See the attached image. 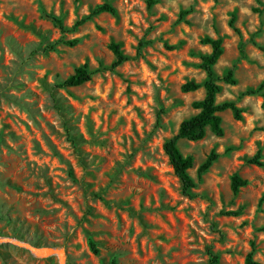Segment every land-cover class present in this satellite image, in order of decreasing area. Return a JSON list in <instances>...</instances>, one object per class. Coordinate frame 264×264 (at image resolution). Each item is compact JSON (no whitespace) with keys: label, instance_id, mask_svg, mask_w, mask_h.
Returning a JSON list of instances; mask_svg holds the SVG:
<instances>
[{"label":"rangeland","instance_id":"obj_1","mask_svg":"<svg viewBox=\"0 0 264 264\" xmlns=\"http://www.w3.org/2000/svg\"><path fill=\"white\" fill-rule=\"evenodd\" d=\"M104 3L117 15L74 33L49 18L71 28ZM207 37L223 41L217 76L233 70L237 80L220 82L217 102L235 103L243 118L226 110L222 136L208 129L202 140L179 141L195 161L187 197L164 144L206 96L182 86L206 81ZM112 43L131 60L114 67ZM84 65L90 82L60 87ZM250 89L258 95H244ZM235 175L248 181L237 195ZM3 238L63 250L65 264H210L213 255L245 264L250 253L264 264V0H0ZM0 264L60 258L3 243Z\"/></svg>","mask_w":264,"mask_h":264},{"label":"trees","instance_id":"obj_2","mask_svg":"<svg viewBox=\"0 0 264 264\" xmlns=\"http://www.w3.org/2000/svg\"><path fill=\"white\" fill-rule=\"evenodd\" d=\"M153 1V0H152ZM108 13L113 16H116L118 11L110 3L101 4L92 12L78 20L71 28L64 25L63 20L56 16H49L51 21L56 25L62 34H70L76 32L80 27L85 25L87 22L91 21L94 17ZM232 21V25H233ZM79 43L78 39H73L66 41L65 44L74 47ZM205 45L211 47L212 51L210 54L204 55L202 57L201 67L207 74V79L203 83H198L196 81H188L182 86V91L184 93L195 92L201 88H204L206 91V96L203 100L196 101L193 103V108L198 111V113L186 120H184L179 128L178 133L166 141L164 144L165 154L169 158V162L173 167L175 175L180 179L183 187L184 195L187 197H192V191L197 187V183L190 175L189 171L195 167V161L192 156H184L181 152L178 143L181 140H187L196 142L202 140L209 129L212 133L217 136H222L224 130L222 127V117L221 113L226 110H232L234 117L237 120H242V111L232 102L218 103L217 96L221 92L222 87L220 82L224 81L229 85H236L237 80L234 76V71L230 70L224 77H218L215 72V65L218 63L219 59L224 53L223 41L221 39H213L207 37L203 40ZM55 49V46L50 47ZM110 49L116 57V62L114 67H119L125 62L130 61L131 58L124 54L121 49V45L118 43H112ZM93 72L90 71L88 65H84L76 69L75 73L72 74L60 87H79L88 83L93 78ZM244 95L252 96L258 95L256 90H248ZM74 142V140H72ZM218 159V155L214 152L208 157L206 162L200 166L198 170L199 177L201 178L211 166ZM250 164L261 165V162L258 160V157H254L249 160ZM248 185V181L242 179L238 175L233 177L232 189L235 195L239 194L241 188ZM240 211L228 212L226 215L229 216H238ZM90 248L95 254H99L98 243L90 239ZM115 264V263H113ZM210 264H218V257L212 256ZM245 264H260L253 257V253H250L246 259Z\"/></svg>","mask_w":264,"mask_h":264},{"label":"water","instance_id":"obj_3","mask_svg":"<svg viewBox=\"0 0 264 264\" xmlns=\"http://www.w3.org/2000/svg\"><path fill=\"white\" fill-rule=\"evenodd\" d=\"M3 243H12L16 246L26 248L30 250L35 256H38V257H49L52 255H57L60 258V264H65V260H64L65 252L63 250H57L54 248H36L32 246L31 244L19 242L11 238L0 239V244H3Z\"/></svg>","mask_w":264,"mask_h":264}]
</instances>
